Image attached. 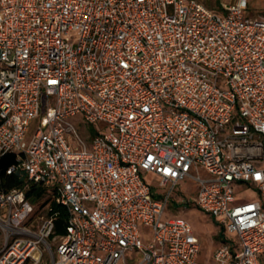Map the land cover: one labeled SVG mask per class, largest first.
I'll return each mask as SVG.
<instances>
[{"label": "built area", "instance_id": "2783aa9c", "mask_svg": "<svg viewBox=\"0 0 264 264\" xmlns=\"http://www.w3.org/2000/svg\"><path fill=\"white\" fill-rule=\"evenodd\" d=\"M248 6L0 0V157L27 176L0 192V264H199L191 224L163 220L187 182L180 204L227 238L214 264H261L264 16ZM78 116L99 125L94 136ZM31 184L68 212L55 247ZM235 184L259 199L236 203Z\"/></svg>", "mask_w": 264, "mask_h": 264}, {"label": "rangeland", "instance_id": "374dc122", "mask_svg": "<svg viewBox=\"0 0 264 264\" xmlns=\"http://www.w3.org/2000/svg\"><path fill=\"white\" fill-rule=\"evenodd\" d=\"M203 3H207L208 1L213 3V0H199ZM235 0H215L216 4H234ZM248 10L246 14L251 17H255L257 15L264 16V0H248ZM38 120L31 123L30 133H34L38 126ZM72 123L78 129L79 133L84 137H92L99 130V125H89L83 121V119L78 116L72 119ZM71 140V139H70ZM147 178L151 179V176H147ZM152 186L156 189H159L158 183L153 180ZM195 184L194 183H182L180 186L176 187L174 191V196L170 199V203L168 205L166 216L163 220L168 217H180L187 220L195 233V236L199 239L200 242V251L198 256L199 264H214L211 259L212 252L219 246V235L223 233L222 227L218 224V220L211 218L208 214L202 212L201 210L195 207L185 208L180 204V200L183 199L184 193L188 194L194 191ZM234 193L237 197L236 203H242L246 201H253L259 199V193L245 185V184H235L234 185ZM142 230H144L142 228ZM2 242V236L0 235V245ZM53 246L55 247L59 242L58 237H54L51 240ZM262 263L264 264V257L262 259ZM122 264V263H119Z\"/></svg>", "mask_w": 264, "mask_h": 264}, {"label": "trees", "instance_id": "16d2710c", "mask_svg": "<svg viewBox=\"0 0 264 264\" xmlns=\"http://www.w3.org/2000/svg\"><path fill=\"white\" fill-rule=\"evenodd\" d=\"M203 3V2H202ZM208 8L220 11L221 4H216L215 0L213 3H203ZM16 163V157L14 155H6L0 157V192H9L13 189L22 188L27 182V176L22 171H17L8 174L9 168ZM51 190L37 184H31L29 189L26 191L27 199L36 204L35 215H39L46 212L49 216H54V233L51 235V240L54 237L63 236L66 232L65 226L68 219V212L65 207L58 205L54 199L51 198ZM40 201L43 203L39 204ZM48 206V208H47ZM48 209V210H47ZM224 234L219 235V239H223Z\"/></svg>", "mask_w": 264, "mask_h": 264}, {"label": "crops", "instance_id": "0c3cea01", "mask_svg": "<svg viewBox=\"0 0 264 264\" xmlns=\"http://www.w3.org/2000/svg\"><path fill=\"white\" fill-rule=\"evenodd\" d=\"M226 240H227L226 237H223L222 240L220 239L219 246H218V247L212 252V254H211V259H212V261H213V255H214L215 251L220 247L221 244H223L224 242H226ZM263 257H264V254H263V255L261 256V258H260L261 264H263V263H262V259H263ZM213 263H214V261H213Z\"/></svg>", "mask_w": 264, "mask_h": 264}]
</instances>
